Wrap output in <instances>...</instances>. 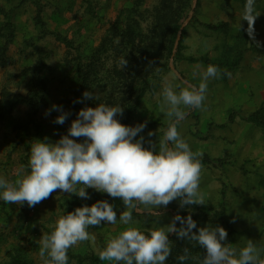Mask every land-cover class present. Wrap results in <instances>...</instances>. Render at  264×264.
Segmentation results:
<instances>
[{
  "label": "rangeland",
  "instance_id": "obj_1",
  "mask_svg": "<svg viewBox=\"0 0 264 264\" xmlns=\"http://www.w3.org/2000/svg\"><path fill=\"white\" fill-rule=\"evenodd\" d=\"M190 2L172 54L162 68L156 69L159 85L146 93L125 125L146 122L136 139L143 136L145 148L158 146L169 124L161 111L160 93L165 81L176 86V91L198 86L200 74L207 66L218 67L220 76L208 81L202 107L182 106L187 116L177 127L202 165L199 191L205 204L198 205L208 214L209 225L225 228L226 243L232 247L239 249L252 240L264 258V129L248 119L262 102H250V98L258 97L255 93L260 87L241 82L240 74L242 63L249 61L245 66L249 68L256 58L262 64L260 73L264 74V51L259 50L264 46V0H256L259 15L254 24L255 40L244 31L247 21L241 20L246 0ZM159 3L160 0H0V47L6 46L0 50L4 61L0 62V104L18 101L11 113L0 116V177L14 183L21 170H27L33 143H54L67 134L77 118L72 117L71 106L80 84L79 65H87L114 25L124 28L135 17L144 30L148 29L152 10ZM114 56L115 53L106 58V68L101 69L94 87L93 75L89 77L85 91L97 99L106 95L99 83L107 84L106 70L114 64ZM245 74L254 75L255 71L246 69ZM38 76L44 79L43 89ZM94 99L85 107H95L91 102ZM53 105L68 113L64 124L55 123L61 113L52 110ZM149 131L153 136L147 135ZM86 191L87 199L57 190L32 207L27 202L17 205L0 201V264H7L16 255L44 264L39 256L42 236L53 230L61 215L77 207L106 198L117 219L127 210L120 198L92 188ZM178 208L177 199L158 209L159 215L133 210L135 226L143 232L167 226ZM183 211L192 212L189 206ZM125 227L119 222L90 226V239L69 249L73 256L68 257V264H107L95 259L108 239Z\"/></svg>",
  "mask_w": 264,
  "mask_h": 264
},
{
  "label": "clouds",
  "instance_id": "obj_2",
  "mask_svg": "<svg viewBox=\"0 0 264 264\" xmlns=\"http://www.w3.org/2000/svg\"><path fill=\"white\" fill-rule=\"evenodd\" d=\"M255 5L256 0H246L241 17L247 21L244 31L252 40H255L254 24L259 15ZM126 65V59L121 61L122 68ZM224 74L230 76V73ZM219 76L220 69L209 65L200 74L198 86H185L176 91V86L165 81L160 93L161 111L168 117L169 124L156 147L145 148L143 136L136 139L145 129L146 122L124 125L116 119L123 114L121 106L99 103L96 107L81 109L67 134L56 142L37 140L33 143L27 170H21L14 183L0 177V201L7 204L27 202L32 207L57 190L87 199L86 189L92 188L120 198L127 209L117 219L113 205L107 200H99L91 206L77 207L61 215L53 230L41 238L39 256L44 264H68V250L90 239V226L116 225L118 222L126 227L109 238L98 253L100 261L107 264H166L172 251L170 233L204 248L206 255L201 264H264L260 249L252 240L239 249L232 247L226 243L228 233L225 228L219 225L198 228L191 215L183 217L177 213L167 226L148 232L141 231L133 220V210L159 215L158 209L166 208L177 199L181 208L205 204L199 191L202 165L177 125L187 116L182 106L201 108L208 81ZM94 98L97 96L94 97L92 92L83 93V100ZM52 110L61 113L55 123L64 124L68 113L57 105H53ZM153 134L149 131L147 135ZM80 137L84 138L83 142L73 139ZM148 144L152 145V141ZM177 222L180 227L176 226ZM188 259L189 249L184 248L177 260L185 264Z\"/></svg>",
  "mask_w": 264,
  "mask_h": 264
},
{
  "label": "trees",
  "instance_id": "obj_3",
  "mask_svg": "<svg viewBox=\"0 0 264 264\" xmlns=\"http://www.w3.org/2000/svg\"><path fill=\"white\" fill-rule=\"evenodd\" d=\"M190 5V0H160V3L152 10V22L146 30L135 17L131 18L124 28L114 25L111 33L102 41L87 65L84 66L83 63L79 65L80 84L76 99L72 101V117L77 116L78 112L90 102V99L82 103L77 102L85 91L90 75H93L91 83L94 87L95 83L100 80L98 78L101 69L106 68L104 65L106 58L110 54L115 53L112 59L114 64L106 70L107 84L104 86L99 83V87L104 88L106 95L102 99H94L91 102L95 107L99 103L121 106L123 114L118 115L116 118L121 120L120 123L127 124L137 112L146 93L153 92L159 85L155 78L156 69L162 68L164 60L166 61L172 54L174 41L181 27V21L186 19ZM1 49L4 51L6 46H1ZM259 50L264 51V46L259 47ZM125 59L127 65L122 68L121 61ZM0 62H4L2 57ZM38 81L40 88H45L44 79L38 76ZM126 90L129 95L126 94ZM16 104H18V101L1 103L0 116L11 113ZM248 119L264 129V100L259 108L248 116ZM261 183L264 184L263 181ZM91 205L92 203L87 206ZM189 207L192 212L188 213L183 211V208H178L176 214L179 213L183 217L191 215L197 222L198 228L209 225L208 214L198 204ZM176 226L180 227L179 222H177ZM193 231H197V229ZM169 240L172 251L166 264H180L177 257L184 253V248L189 249V259L185 264H201V259L206 255L204 248L196 245L195 242L178 239L175 234L169 236ZM72 256V253L68 250V257ZM95 260L98 261L100 259L97 257ZM7 264L34 263L21 255H16Z\"/></svg>",
  "mask_w": 264,
  "mask_h": 264
},
{
  "label": "crops",
  "instance_id": "obj_4",
  "mask_svg": "<svg viewBox=\"0 0 264 264\" xmlns=\"http://www.w3.org/2000/svg\"><path fill=\"white\" fill-rule=\"evenodd\" d=\"M248 63H250V62L248 61L246 63H242V67L240 69L241 82H246V83L248 82L250 85H255L257 87H260V91L255 93V95L258 97L257 98L252 97L249 100H250V102L254 101V100L258 101L259 103L263 102V100H264V95H263V93H264V74L260 73V69L262 67V64H261V62L258 61V58H256L255 60L252 61V66L250 65L249 68L248 67L246 68L245 66ZM246 69H249L251 73L253 71H255V74L254 75L253 74L246 75L247 74V73L245 74ZM39 216H42V214L40 213Z\"/></svg>",
  "mask_w": 264,
  "mask_h": 264
},
{
  "label": "water",
  "instance_id": "obj_5",
  "mask_svg": "<svg viewBox=\"0 0 264 264\" xmlns=\"http://www.w3.org/2000/svg\"><path fill=\"white\" fill-rule=\"evenodd\" d=\"M177 43H178V41H177Z\"/></svg>",
  "mask_w": 264,
  "mask_h": 264
}]
</instances>
